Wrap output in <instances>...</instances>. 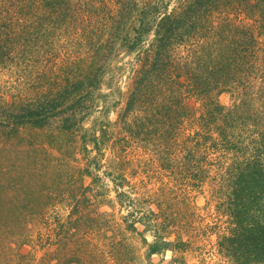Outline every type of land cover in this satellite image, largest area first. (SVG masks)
Returning <instances> with one entry per match:
<instances>
[{
  "label": "rangeland",
  "instance_id": "1",
  "mask_svg": "<svg viewBox=\"0 0 264 264\" xmlns=\"http://www.w3.org/2000/svg\"><path fill=\"white\" fill-rule=\"evenodd\" d=\"M177 1L136 3L171 12ZM134 16L135 11L123 9L116 0H0V45L5 46L0 48V264H114L116 242L122 244L121 256L131 264H170L175 257L184 264H232L217 249L219 236L230 226L213 192L220 169L217 155L205 150L185 153L175 142L168 147L160 139L154 141L160 148L156 153L151 144L128 140L122 131L118 111L125 107L140 71L138 54L154 36L150 32L138 52L130 54L118 42L112 44L113 36L121 33L114 26L120 24L122 30ZM99 45H107L103 52L107 59L96 68L113 70L92 91L93 100L103 98L93 112L86 116L82 113L87 109L76 107L81 129L61 130L59 109L46 128L24 127L12 133L10 123L2 120L9 115L7 105L52 98L64 70L88 66ZM257 56L264 59L260 51ZM261 89L262 64L254 90L260 121L251 130L256 134L264 133ZM215 99L223 106L234 101L229 91L215 94ZM190 105L199 116L200 102L192 99ZM188 126H183L187 130L179 142L190 133ZM83 135L98 138L99 151L92 143L84 146ZM166 151L176 162L171 169L162 168L159 161ZM198 168L207 179L201 189L192 190L185 179ZM118 176L128 181L122 190L139 202L138 214L153 212L166 218L171 227L162 236L167 241L180 239L185 246L174 254L153 255L146 262L148 245L156 238L147 223L137 224L136 232L126 230L129 208L119 202L112 181L119 184Z\"/></svg>",
  "mask_w": 264,
  "mask_h": 264
},
{
  "label": "trees",
  "instance_id": "2",
  "mask_svg": "<svg viewBox=\"0 0 264 264\" xmlns=\"http://www.w3.org/2000/svg\"><path fill=\"white\" fill-rule=\"evenodd\" d=\"M116 1L123 9L135 11V16L122 30L120 24L114 26L121 33L113 36L112 44L116 46L118 42L121 50L130 54L138 52L144 37L154 34L146 50L142 48L138 54L140 71L132 82L125 107L118 111L122 131L128 140L151 144L156 153L160 148L154 141L160 139L168 147L175 142L185 153L205 150L217 155L220 169L213 192L222 202L220 207L230 224L227 232L219 236L217 249L232 264H264V133L251 130L260 121L254 109V90L259 68L264 65V59L257 56L258 51L264 56V0H178L171 12L136 0ZM240 15H244L242 19ZM250 19L253 24L247 21ZM0 48L4 50L5 46ZM106 48L107 45L97 46L88 66L70 71L66 68L52 98L44 96L37 104H8L9 115L2 120L10 123L12 133L24 127L46 128L59 109L63 116L59 122L61 130L81 129L76 118L81 113L76 107H81L80 111L87 109L82 114L90 115L103 99L96 96L93 100L92 91L98 90L105 74L113 70L96 68L107 59L103 53ZM228 91L234 101L223 106L215 94ZM262 93L264 89L258 92L259 97ZM192 99L200 102L199 116L190 105ZM117 105L120 102L113 110ZM187 123L190 133L179 142ZM82 138L84 146L92 143L93 149L99 151L98 138ZM83 150L88 152L85 147ZM168 156L166 151L159 157L164 169L176 164ZM191 171L185 180L192 190H199L207 177L199 168ZM118 178L119 184L113 178L112 181L119 202L129 208L124 218L126 230L136 232L137 224L147 223L156 238L148 245L146 262L153 255L167 251L174 254L185 246L180 239L167 241L162 236L163 230L171 227L166 218L153 212L150 216L138 214L139 202L135 203L122 190L128 181L124 176ZM143 244H147L145 238ZM121 246L113 244L114 264H131L121 256ZM169 263L184 264L177 257Z\"/></svg>",
  "mask_w": 264,
  "mask_h": 264
}]
</instances>
